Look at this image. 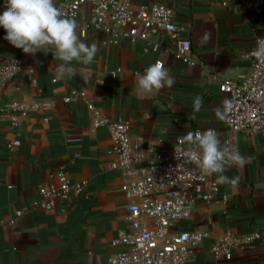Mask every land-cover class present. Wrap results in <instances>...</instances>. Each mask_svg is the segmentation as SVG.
<instances>
[{"label": "crops", "instance_id": "0c3cea01", "mask_svg": "<svg viewBox=\"0 0 264 264\" xmlns=\"http://www.w3.org/2000/svg\"><path fill=\"white\" fill-rule=\"evenodd\" d=\"M64 1L69 0L56 4ZM131 1L135 8L155 3L172 8L199 65L176 60L167 36L153 37L157 50L147 51L143 41L107 43V35L91 25L89 1L76 19L78 35L82 42L96 44L98 52L91 64L74 61L75 74L62 80L55 76L61 61L49 49L25 54L4 40L6 33L0 30V57L23 64L0 91V114L12 103L40 106L22 117L18 129L0 120V264H105L121 250L112 247V241L129 230V200L122 191V173L110 165L113 143L108 130L92 125L95 111L131 122L136 147L155 144L160 153H169L176 138L212 128L223 143L252 157L243 168H225L223 174L229 178L241 177L238 186L219 183V196L199 201L192 217L177 223L173 231L209 232L188 264H215L211 244L226 231H259L262 239L236 250L225 264H264V136L232 132L215 115L225 101L221 81L238 79L250 70L240 54L264 36V15L246 10L240 0ZM158 60L175 79L174 85L151 93L138 91V74ZM117 70L121 72L113 78ZM74 90L85 91L95 111L79 98L65 103ZM196 96L203 98L199 112L193 108ZM60 169L73 181H88L85 195L51 211L33 210L37 186L55 183L53 176ZM210 176L218 181V174ZM19 210L24 214L17 217Z\"/></svg>", "mask_w": 264, "mask_h": 264}, {"label": "built area", "instance_id": "2783aa9c", "mask_svg": "<svg viewBox=\"0 0 264 264\" xmlns=\"http://www.w3.org/2000/svg\"><path fill=\"white\" fill-rule=\"evenodd\" d=\"M87 1L92 5L91 25L107 35V43L118 45L123 39L132 43L143 41L147 51L157 50L159 46L153 37L167 36L173 43L176 60L190 67L199 65L191 41L183 37V25L175 20V12L169 6L155 3L135 8L131 0H69L57 6L76 20ZM240 4L246 10L264 15V0H240ZM4 10L5 0H0V14ZM0 30L6 33L2 27ZM261 39L264 36L253 48L240 54L243 61L250 63L249 72L238 79H223L220 83L224 103H231L229 118L225 120L227 126L232 132L249 136H264V57L253 55ZM22 69L21 61L0 57V91ZM120 72L117 70L112 77L117 78ZM77 98L95 111L85 91L74 90L63 100L70 103ZM39 108V105L30 108L26 104L12 103L2 110L0 120L18 129L22 117L30 109ZM92 125L96 129L108 130L113 143L109 152L113 157L110 165L122 173L125 180L122 191L129 200V230L113 239L112 247L121 250L111 254L105 264H188L194 251L210 236L209 232L197 229L176 233L174 227L192 217L199 201L211 202L219 196L218 181L199 171L195 165L184 162L182 151L187 145L181 137L176 138L171 152L162 154L155 144L147 148L134 146L129 121L112 120L95 111ZM204 130L207 129L196 131ZM53 177L55 183L37 186L38 198L32 204L33 210L51 211L59 203L68 205L74 196L85 195L88 181H73L64 169ZM23 214L21 210L16 212L17 217ZM260 239L259 231L244 235L226 231L215 237L210 249L215 264L231 261L236 250Z\"/></svg>", "mask_w": 264, "mask_h": 264}, {"label": "clouds", "instance_id": "9594fccd", "mask_svg": "<svg viewBox=\"0 0 264 264\" xmlns=\"http://www.w3.org/2000/svg\"><path fill=\"white\" fill-rule=\"evenodd\" d=\"M0 27L6 32L4 40L22 49L25 54L35 55L49 49L55 59L61 61L55 68L58 80L75 74L74 61L91 64L98 52L96 44L82 42L77 21L63 12L56 0H5ZM253 55L264 57V39L260 40ZM174 83L175 79L160 61L148 66L137 77V89L144 93L171 88ZM202 106L203 98L196 96L193 100L194 110L199 112ZM230 111L231 103L226 101L216 109V118L225 121ZM180 139L187 145L182 151L184 162L195 165L203 173L218 174L220 184L238 186L241 177L229 178L224 175L226 166L243 168L252 161V157L242 155L238 149L223 143L218 132L212 128L189 131Z\"/></svg>", "mask_w": 264, "mask_h": 264}]
</instances>
